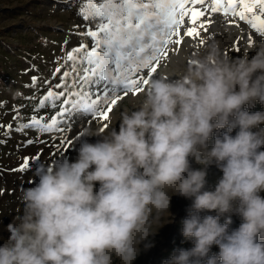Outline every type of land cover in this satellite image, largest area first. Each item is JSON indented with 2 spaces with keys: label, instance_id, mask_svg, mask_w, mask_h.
Wrapping results in <instances>:
<instances>
[{
  "label": "clouds",
  "instance_id": "clouds-1",
  "mask_svg": "<svg viewBox=\"0 0 264 264\" xmlns=\"http://www.w3.org/2000/svg\"><path fill=\"white\" fill-rule=\"evenodd\" d=\"M257 104L264 44L233 57L205 42L178 73L152 80L118 126L83 128L73 156L33 170L0 237V264H136L156 246L154 226L175 222L174 196L190 201L180 233L191 247H174L162 264H264ZM211 167L222 173L214 185Z\"/></svg>",
  "mask_w": 264,
  "mask_h": 264
},
{
  "label": "rangeland",
  "instance_id": "rangeland-1",
  "mask_svg": "<svg viewBox=\"0 0 264 264\" xmlns=\"http://www.w3.org/2000/svg\"><path fill=\"white\" fill-rule=\"evenodd\" d=\"M81 6L82 0H0V104L3 105L0 108V124L5 125V128L10 122L15 128L13 116L16 113L12 110L13 106L19 108L21 115L29 116L39 98L46 94L49 87L59 83V74L53 78V71L57 67L56 58L62 56V48L65 51L71 50L81 43H88L90 46V38L81 35L87 29L73 27L85 23L77 15ZM213 19L219 21L221 17L219 14H213ZM61 28L63 30H57ZM210 32L215 35L203 34L205 42H218L225 54L233 57L264 44V38L238 21V18L236 23L231 25L221 26L214 23ZM249 34L253 37V46L247 45ZM42 37L48 41L46 46ZM203 47L204 44L186 39L179 51H170L169 58L161 63L144 91L135 96L130 93L118 101L109 114L108 121L81 116L71 129L63 134L27 129L25 134L13 131L11 137L0 136V141H5L0 144V237L8 236L6 225L22 208L17 198L25 188L35 182L33 170L40 163H51L61 157L73 156V150L77 146L76 138L85 127H102L104 123L110 127L118 126L116 118L119 112L136 103V98H142L152 80L158 78L162 72L178 73ZM237 48L240 49L239 52L236 51ZM33 76L38 77V88L32 85ZM45 79L50 80V84H45ZM262 108L264 106L257 104L253 110ZM58 110L59 108L52 110L45 107L36 114L50 119ZM29 139L34 143L27 144ZM68 140L72 141L71 145L67 143ZM25 156L29 158L30 167L23 172L13 171L12 169L23 162ZM193 166L200 167L195 164ZM221 175L219 170L211 167L209 184L214 185ZM261 195L264 196V193ZM189 204L190 201L182 197L172 198L171 211L175 222L170 223V218L165 217L161 222L163 227L154 226V230H158L156 246L148 253L142 254L136 264H162L174 247H191V242L182 243L183 237L180 233V221L187 215ZM239 223L240 218L233 216L232 227H237ZM212 250L218 251V248L214 246Z\"/></svg>",
  "mask_w": 264,
  "mask_h": 264
},
{
  "label": "snow or ice",
  "instance_id": "snow-or-ice-1",
  "mask_svg": "<svg viewBox=\"0 0 264 264\" xmlns=\"http://www.w3.org/2000/svg\"><path fill=\"white\" fill-rule=\"evenodd\" d=\"M82 4L77 15L85 23L73 27L87 29L81 35L90 38V46L81 43L71 50L62 48L53 71V78L59 74V83L39 98L31 115L23 116L13 106L15 128L11 122L6 128L0 124V129H5L0 136L11 137L13 131L25 134L27 129L63 134L81 116L108 121L118 101L144 91L170 51H179L186 39L203 45V34L215 35L210 32L214 23L231 25L238 18L264 38V0H82ZM213 14L221 19L215 21ZM41 39L46 46L47 39ZM253 44L249 34L247 45ZM44 83L50 84V80ZM32 85L38 88L37 76L32 77ZM45 107L59 110L46 119L36 114ZM106 127L104 123L102 128ZM33 143L27 140V144ZM29 167L25 156L12 170L23 172Z\"/></svg>",
  "mask_w": 264,
  "mask_h": 264
}]
</instances>
